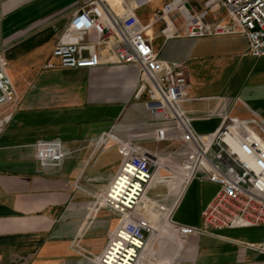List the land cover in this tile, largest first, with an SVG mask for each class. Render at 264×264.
<instances>
[{
  "label": "crops",
  "instance_id": "0c3cea01",
  "mask_svg": "<svg viewBox=\"0 0 264 264\" xmlns=\"http://www.w3.org/2000/svg\"><path fill=\"white\" fill-rule=\"evenodd\" d=\"M85 1L0 0V51L19 96L0 110V264H99L121 224L101 196L132 146L184 174L185 155L169 158L180 144L179 128L152 119L145 106L148 87L135 67L46 68L68 18ZM191 8L200 10L201 1ZM159 38L160 59L188 65L191 89L184 109L198 133H214L228 114L251 122L264 139V58L247 54L242 35ZM52 142L70 155L46 170L37 147ZM113 153L119 159L112 160ZM160 175L170 181L154 183L148 197L170 205L179 188L167 184L179 177L164 168ZM163 184L166 192L152 198ZM217 192L216 185L194 179L173 221L200 227L202 211ZM160 230L156 246L150 237L144 264H264L258 250L264 228L183 235L163 223Z\"/></svg>",
  "mask_w": 264,
  "mask_h": 264
},
{
  "label": "built area",
  "instance_id": "2783aa9c",
  "mask_svg": "<svg viewBox=\"0 0 264 264\" xmlns=\"http://www.w3.org/2000/svg\"><path fill=\"white\" fill-rule=\"evenodd\" d=\"M154 0H86L70 15L46 68L91 69L101 65L135 67L139 82L148 87L145 106L156 122L179 128L176 140L186 161L183 175L176 174L161 157L132 146L125 152L119 173L101 196L102 203L118 213L121 224L112 235L99 264H144L150 237L158 226L172 224L183 235H209L235 228H264V139L251 122L225 114L212 134H200L184 109L191 83L185 62L159 57V37L204 38L242 35L247 54L264 58V0H207L200 10L192 0L166 1L146 23L140 11ZM180 22L179 28L176 22ZM165 24L161 34L156 26ZM5 51H0V110L15 104L18 93L8 73ZM70 154L58 142L37 147V159L52 170ZM164 168L180 178L176 199H151L154 183H168L160 175ZM177 176H173L176 178ZM172 177V176H171ZM196 178L218 187L204 207L201 226L177 224L173 215L187 186ZM264 255V241L258 248Z\"/></svg>",
  "mask_w": 264,
  "mask_h": 264
},
{
  "label": "rangeland",
  "instance_id": "374dc122",
  "mask_svg": "<svg viewBox=\"0 0 264 264\" xmlns=\"http://www.w3.org/2000/svg\"><path fill=\"white\" fill-rule=\"evenodd\" d=\"M166 1H170V0H154L153 3H152L150 6H148V7L144 8V9H142V10L140 11V16L142 17L143 21L146 22V23L152 21L153 13H154L155 11H157L158 9H160V8L162 7V5H163ZM200 1H201V3H204V2L207 1V0H200ZM191 3H197V0H192ZM198 3H199V2H198ZM176 24H177V26H178L179 28H181V25H182V24H180L179 21L176 22ZM164 28H165V24H160V25L156 26V29H155L156 34H157V35L161 34V31H162ZM162 38L165 39L164 37H162ZM162 41H163L162 39L157 38V39H156V42H155L156 47H160V46L162 45ZM179 143H180V142H179ZM180 149H181V145L179 144V145H177V151H178V153L181 152ZM163 153H166V150H165ZM170 157H171V158H174L175 156H174V155H173V156H169V158H170ZM161 158H162V157H161ZM111 159H112V160H117V159H119V156H118L116 153H113L112 156H111ZM170 160H172V159H170ZM108 172H109V171H108ZM179 179H180V178H177L176 180L174 179V180H173V183H170V184H167V185H171V186H175V185H176V187L179 188V186H180V184H181L180 181H178ZM167 185H166V184L160 185V187H158L159 190H155V191H153V192L151 193L152 198H154V196H156V194L159 193V192L165 193V192H166ZM178 188H177V189H178ZM160 190H161V191H160ZM161 232H162V230H160L159 232H156V233H155V236H154L153 240L151 241V243H154V246H156V243L161 239V235H162ZM159 262H160V261L157 260V259L153 260V264H159Z\"/></svg>",
  "mask_w": 264,
  "mask_h": 264
}]
</instances>
